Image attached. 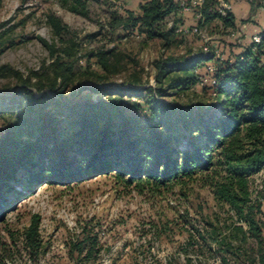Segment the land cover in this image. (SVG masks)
Listing matches in <instances>:
<instances>
[{
  "label": "rangeland",
  "instance_id": "rangeland-1",
  "mask_svg": "<svg viewBox=\"0 0 264 264\" xmlns=\"http://www.w3.org/2000/svg\"><path fill=\"white\" fill-rule=\"evenodd\" d=\"M140 1L82 0L88 12L82 15L74 9L83 5L77 0H0V70L12 68L24 78L33 75L34 85L28 89L34 96L57 99L47 85L52 75L41 80L43 66L53 62L45 42L55 45L58 54L75 66L76 77L66 90L67 102L73 104L108 97L93 90L95 74L104 72L87 57L95 50L116 48L119 62L108 74L111 86L128 88L139 78V87L155 89L156 64L161 60L187 57L205 46L215 47L225 58L244 49L242 36L233 37L219 20L200 25L196 12L183 10L167 17L165 27L199 24L204 36L175 32L166 42L127 34L113 19L123 20L128 10L138 12ZM50 13L63 20L65 30L60 36L49 23ZM199 77L196 86L179 93L168 91L164 100L195 112L216 111L219 101L211 78L203 70ZM23 87L12 71H0V135L9 123L34 118ZM124 100L142 103L129 95ZM46 102L40 100L39 107ZM68 162L56 158L52 163L63 170ZM86 176H57L36 166L20 170L0 202V264H264V169L250 179L253 203L262 206V215L255 211L254 216L263 228L261 242L246 237L247 225L234 209L215 198L202 179L141 191L135 184L128 187L115 172ZM35 216L40 248L33 251L26 243V232ZM83 240L89 248L96 242L87 258L86 252H73Z\"/></svg>",
  "mask_w": 264,
  "mask_h": 264
},
{
  "label": "trees",
  "instance_id": "trees-1",
  "mask_svg": "<svg viewBox=\"0 0 264 264\" xmlns=\"http://www.w3.org/2000/svg\"><path fill=\"white\" fill-rule=\"evenodd\" d=\"M77 1L83 5L74 7L75 11L87 15L84 2ZM249 1L254 13L256 0ZM220 7V0H204L196 10L201 15L198 23L219 20L223 28L235 31L234 14L228 11L223 15ZM181 10L176 0H141L138 12L128 10L123 20H113L120 22L127 34L169 42L180 25L166 28L165 20ZM48 19L55 34L62 35L63 20L55 13ZM261 34L260 43L251 41L234 57L216 59L214 51L201 50L159 61L155 89L139 87V78L128 88L111 86L108 74L119 62L116 48L95 50L87 57L95 59L104 72L95 74L97 87L93 90L108 97L73 104L67 102L66 90L76 77L75 66L58 54L55 45L45 42L53 62L43 66L41 80L52 75L47 85L55 90L57 99L35 97L28 89L34 85L33 75L24 78L12 68H2L1 72L12 71L24 84L28 112L34 118H19L0 135V202L27 166L77 179L115 172L128 187L135 184L141 191H160L202 179L215 198L234 209L239 221L247 225L246 237L261 242L263 228L254 216L255 211L262 215V206L253 203L250 192V179L264 169V30ZM213 61L217 65L216 83L212 84L219 101L216 111L195 112L164 100L168 91L179 93L199 84L198 71ZM127 95L142 103L128 104L124 100ZM40 100L49 102L39 107ZM47 107L51 109L47 111ZM56 158L69 160L63 170L59 163L53 165ZM37 223L35 216L26 232V243L33 251L40 248ZM94 243L89 248L83 240L73 252H86L85 257H90ZM261 260L264 263V254Z\"/></svg>",
  "mask_w": 264,
  "mask_h": 264
},
{
  "label": "built area",
  "instance_id": "built-area-1",
  "mask_svg": "<svg viewBox=\"0 0 264 264\" xmlns=\"http://www.w3.org/2000/svg\"><path fill=\"white\" fill-rule=\"evenodd\" d=\"M182 10L184 12H196V10L200 9L204 3V0H176ZM220 12L225 15L228 11L232 10V4L230 2V0H220ZM195 17L197 22L199 21V19L201 18V15L199 13H195ZM177 33H183V34H187V33H197L199 35L204 36V34L202 33L201 27L199 24H196L193 27H187V26H178ZM231 35L235 38H241L242 36V32L241 31H231ZM205 39H209V38H205ZM262 39V34H256L252 37V42L253 43H260ZM240 40V39H239ZM204 51L209 52V51H214L215 54V58L216 59H222L224 56H222V54L219 52L218 49H216L215 47H210V46H205L203 48ZM204 72L211 78L210 81L212 84L216 83V80L214 79L213 75L215 74L216 70H217V65L216 63L213 62H209L207 63L204 68H203ZM199 73V71H198ZM215 94V93H214ZM264 183V182H263ZM264 185V184H263Z\"/></svg>",
  "mask_w": 264,
  "mask_h": 264
},
{
  "label": "crops",
  "instance_id": "crops-1",
  "mask_svg": "<svg viewBox=\"0 0 264 264\" xmlns=\"http://www.w3.org/2000/svg\"><path fill=\"white\" fill-rule=\"evenodd\" d=\"M230 2L232 4L231 11L236 18V25L243 32V39L239 41L243 42V46H247L248 43H251L254 35L264 30V0H256L258 8L254 13L251 12L252 4L249 0H230Z\"/></svg>",
  "mask_w": 264,
  "mask_h": 264
}]
</instances>
